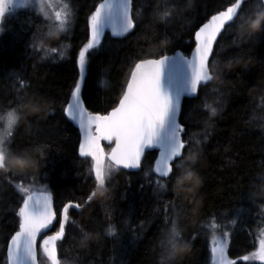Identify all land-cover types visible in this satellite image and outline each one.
<instances>
[{"label": "trees", "instance_id": "trees-1", "mask_svg": "<svg viewBox=\"0 0 264 264\" xmlns=\"http://www.w3.org/2000/svg\"><path fill=\"white\" fill-rule=\"evenodd\" d=\"M66 1L75 13L67 32L48 36L54 20H46L35 9L27 8L7 15L5 30L0 33V116L7 112L8 101L19 87L13 72L31 85L24 95L36 93L44 109L34 111L29 104L15 132L14 149L34 161L28 174L0 172V264H6L5 245L14 219L10 209L18 200L12 184L21 180L25 186L34 182L36 189L47 187L58 213L68 200L83 203L82 198L91 190L97 193L82 211L70 209L76 224L68 226L62 246H58L61 264H211V232L207 224L213 215L217 223L228 225L227 231L232 232L228 252L232 258L252 252L264 224V180L258 178L264 175V39L241 41L238 28L225 32L216 49L218 63L213 75L218 78L202 87L199 95L182 101L184 138L194 136L190 142L194 147L195 140L202 141L196 148V163L186 165L198 175L199 184L193 180L191 190L185 188L174 201L172 191L155 194L140 171L121 169L113 171L105 190L95 187L89 178L90 160L78 156L80 132L62 113L78 77L76 57L87 42V18L100 0ZM229 3L230 0H134L135 10L140 13L136 30L126 38L106 33L100 47L89 57L83 87L89 111L104 112L114 106L137 54L158 57L164 43L166 54L176 50L189 54L196 27ZM249 7H260V0H250ZM165 11L171 16L162 19ZM33 42L37 46L43 43L46 48L63 44L64 58L49 52L42 59L45 53L33 50ZM205 102L218 108V114L209 121L206 142L205 121L210 113L204 108ZM103 146L106 152L110 148L104 142ZM155 155L156 150L148 154L145 169ZM169 201L177 205L175 210L168 209L169 219L176 220L183 237L174 260L160 246L163 233L172 227L165 223L164 215V204ZM238 208L244 211L237 217ZM234 218L238 222L232 226L229 221ZM109 223L116 226L117 236L106 234ZM57 228L58 224L52 231ZM84 233L88 240L82 244ZM193 236L195 239H191Z\"/></svg>", "mask_w": 264, "mask_h": 264}, {"label": "snow or ice", "instance_id": "snow-or-ice-1", "mask_svg": "<svg viewBox=\"0 0 264 264\" xmlns=\"http://www.w3.org/2000/svg\"><path fill=\"white\" fill-rule=\"evenodd\" d=\"M33 2L34 0H0V33L5 30L3 24L7 15L15 13L19 8H28ZM249 5L250 0H230L226 8L207 16L193 32L195 47L191 57L182 54L179 58L176 55H167L166 43L159 47L158 58L153 57L151 53L137 54L126 75L122 90L113 102L114 106L104 112L89 111L85 103L83 87L89 57L100 47L106 29L110 28L112 36L117 38H126L132 34L138 26L140 13L135 10L134 0H100L94 5V10L87 18V42L79 48L76 57L78 77L69 90L62 113L79 126L82 137L78 142V156L85 161L90 160L88 176L94 180L95 187L106 190L113 171L137 170L142 173L144 181L153 187L155 194L172 191L175 201L185 188L191 190L193 180L196 184L200 183V178L195 173L192 179L183 184L177 183V178L183 171L193 173L186 165L196 163V148L202 143L195 140L194 147L190 143L194 136L184 138L185 126L180 121L182 98L199 95L202 87H207L218 78L213 75L214 66L218 63L216 49L225 32L238 28V38L241 41L251 38L264 39V19L261 20L258 31L254 32L249 27L253 19L264 13V0H260L258 8ZM35 6L38 14L46 20H52L48 11L50 5L46 4L45 0H35ZM170 16L171 12L165 11L161 18ZM74 18L72 4H63V10L55 12L54 24L50 27L48 36L67 32ZM30 47L43 51L45 55L42 59H46L49 52L58 53L60 59L65 55L63 44L46 48L43 43L37 46L33 42ZM11 75L16 76L19 87L8 101L7 112L0 116V121L4 122L0 129V172L25 176L34 161L27 154L14 149L15 132L27 114L29 104L33 106L34 111L44 109L41 107V101L36 98V93L24 95L31 85L16 72ZM215 103L219 104L220 101ZM204 108L210 113L209 119L205 121L206 142L210 135L209 121L218 114V108L207 102L204 103ZM51 114H55V109L51 110ZM102 142H107L110 147L107 155ZM153 150H156L158 155L152 158V162L145 169L144 161ZM13 157L22 159L24 163L21 166L10 165L9 161ZM258 178L264 180V175ZM12 187L18 200L10 209L14 219L13 230L8 234L5 245L6 264H42V258L45 264H61L58 246H62L68 226L76 224L70 216V209L82 211L94 201L96 191L91 190L82 198L83 203L68 200L58 213L47 187L36 189L34 182L25 186L22 180L12 184ZM139 187L142 189L144 184ZM174 201L164 204L165 223H171L172 227L170 231L163 233L160 241L161 248L171 254L170 260H174L178 251L177 245L183 239L176 220L169 219L168 209L171 207L175 210L177 207ZM243 211V208H238L237 217ZM261 215L264 216V205H261ZM237 222L234 218L229 224L235 226ZM56 224L57 230L48 235L47 232ZM227 226L217 223L215 215L208 221L207 227L212 233L211 264H254L256 261L264 264V228L259 229L260 238L254 251L232 258L228 254L232 232L224 230ZM217 232L220 233L219 236L216 235ZM106 234L117 236L116 226L109 223ZM191 239H195V236ZM87 240L88 234L84 233L81 243Z\"/></svg>", "mask_w": 264, "mask_h": 264}, {"label": "clouds", "instance_id": "clouds-1", "mask_svg": "<svg viewBox=\"0 0 264 264\" xmlns=\"http://www.w3.org/2000/svg\"><path fill=\"white\" fill-rule=\"evenodd\" d=\"M264 19V13L258 15L255 19H253L249 25L252 31H258L261 27V20ZM24 161L20 158L13 157L9 164L13 166H21ZM194 177V172L190 174L188 170H185L181 173V175L177 178L178 184H183L185 181L192 179Z\"/></svg>", "mask_w": 264, "mask_h": 264}, {"label": "rangeland", "instance_id": "rangeland-1", "mask_svg": "<svg viewBox=\"0 0 264 264\" xmlns=\"http://www.w3.org/2000/svg\"><path fill=\"white\" fill-rule=\"evenodd\" d=\"M45 2H46V4L50 5L49 8H48V11H49L50 15L52 16V19L53 20H55V12L56 11H62L63 10V4L68 3L66 0H45ZM28 8L29 9H32L33 8L37 12L36 6H35V0H34L33 4L30 5ZM22 9H27V8H19L16 11L22 10ZM3 123H4L3 121H0V129H2ZM262 228H264V224H263ZM224 230L227 231L226 228ZM216 235L219 236L220 233L217 232ZM259 238L260 237H259V233H258L256 242L258 241ZM211 241H212V233L210 235V248H211ZM256 242H255V245H256ZM255 245H254V248H255ZM254 248H253L252 251H254Z\"/></svg>", "mask_w": 264, "mask_h": 264}, {"label": "water", "instance_id": "water-1", "mask_svg": "<svg viewBox=\"0 0 264 264\" xmlns=\"http://www.w3.org/2000/svg\"><path fill=\"white\" fill-rule=\"evenodd\" d=\"M100 2V1H99ZM98 2V3H99ZM106 33H109L111 36H112V34H111V29L110 28H108V29H106L105 30V34ZM104 34V35H105ZM104 37V36H103ZM102 37V38H103ZM113 37V36H112ZM194 38V37H193ZM194 47H195V44L193 45V47H192V49H191V51L189 52V54H184L181 50H176L175 52H173V53H171V54H167V55H169V56H173V55H176L178 58H179V55H184V56H187V57H191V55H192V51H193V49H194ZM156 58H158V57H156ZM184 98H191V97H189V96H185V97H183L182 98V101H183V99ZM69 120V119H68ZM70 121V120H69ZM70 122H72V121H70ZM72 124L75 126V127H77L78 128V130H79V132H80V138L82 137V133H81V131H80V129H79V126H78V124L77 123H75V122H72ZM105 143H107V142H105ZM102 144H103V142H102ZM110 152V148H109V151L106 153V155L108 154ZM156 155H158V152L156 151ZM123 170H125V169H123ZM127 171H137V170H127ZM53 206H54V201H53ZM53 228V227H52ZM52 230V229H51ZM50 230V231H51ZM50 231H48L47 232V234L48 235H51L52 233H49ZM55 232V231H54Z\"/></svg>", "mask_w": 264, "mask_h": 264}, {"label": "bare ground", "instance_id": "bare-ground-1", "mask_svg": "<svg viewBox=\"0 0 264 264\" xmlns=\"http://www.w3.org/2000/svg\"><path fill=\"white\" fill-rule=\"evenodd\" d=\"M109 34V33H108Z\"/></svg>", "mask_w": 264, "mask_h": 264}]
</instances>
